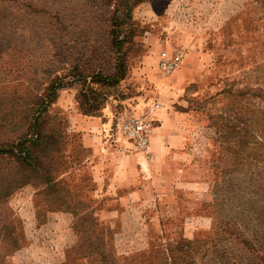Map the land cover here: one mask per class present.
Instances as JSON below:
<instances>
[{"label":"rangeland","instance_id":"374dc122","mask_svg":"<svg viewBox=\"0 0 264 264\" xmlns=\"http://www.w3.org/2000/svg\"><path fill=\"white\" fill-rule=\"evenodd\" d=\"M34 132L45 164L4 158L2 264H264V0H0V146ZM36 193L74 249L33 228Z\"/></svg>","mask_w":264,"mask_h":264},{"label":"trees","instance_id":"16d2710c","mask_svg":"<svg viewBox=\"0 0 264 264\" xmlns=\"http://www.w3.org/2000/svg\"><path fill=\"white\" fill-rule=\"evenodd\" d=\"M46 120L43 121V124L45 123ZM34 135V139L32 137L31 141L27 142V146H25L23 142H20V138H14L12 141H9V143L6 146H0V161L1 164L4 165V168L6 169L2 174H1V178H0V197H2L3 199L0 200V206L3 204H7L8 198L9 196L16 192L17 190H19L20 188H16L15 185H13V180L11 179L10 176V172L8 170L9 166L8 163L4 160V158L6 157H10L9 155H13L14 159L16 160V162L20 163V165H31L32 166H36L38 167L41 164H45V161H41V157L39 155V153L35 152L39 149L40 151V142L43 139V136L46 134L45 132H37V133H33ZM20 142V143H19ZM35 150V151H33ZM17 155H16V154ZM37 153V154H36ZM39 155V157H38ZM36 164V165H35ZM10 169V168H9ZM2 184V185H1ZM37 193L33 195V199H32V205L33 207L37 208V211H40V207H37L38 205L35 203V200H38L37 198ZM69 213V212H68ZM71 214V213H70ZM73 217L75 216V214H73ZM18 220L16 218H13V220H11V222H17ZM4 228V226H3ZM18 229L20 231V228H18L17 224L15 223V226L12 227V231H16L18 232ZM2 230V229H1ZM72 230L73 233L75 234V229L72 226ZM20 235H21V231H20ZM21 242V241H20ZM186 243V244H184ZM180 245H182V247L180 249H182L183 251V247L184 250L190 248L191 244L190 242H182L180 243ZM75 247V246H74ZM73 245H71L69 248H73ZM18 249V247H14V251H16ZM66 249V250H67ZM249 251L251 252L250 254H255L254 258H259L260 260H264V255L261 254L260 250L258 249V247H254V248H248ZM2 256H9V254H3ZM1 264L3 263V261L0 262ZM70 263V260L67 259V264ZM65 264V263H63Z\"/></svg>","mask_w":264,"mask_h":264},{"label":"crops","instance_id":"0c3cea01","mask_svg":"<svg viewBox=\"0 0 264 264\" xmlns=\"http://www.w3.org/2000/svg\"><path fill=\"white\" fill-rule=\"evenodd\" d=\"M72 120L76 123V121H81L83 124L86 123H90L91 118L89 117H83L81 115H77L74 114L72 117ZM76 125V124H75ZM80 125H78L77 130H79ZM77 132V137L79 138V141L81 142L82 145V151H85V157L87 160H90L91 156H93V152L90 149V145L88 144V137L89 134L84 131H75ZM82 156V157H84ZM93 159V157L91 158ZM91 162H93V160H91ZM91 164V163H90ZM106 166L110 167L112 165H108V163L106 164ZM34 195V194H33ZM33 195L30 196V200H31V204H32V199H33ZM17 216V214L15 215V217ZM71 216V214H68V212H61V211H57V212H52L49 210H41L37 211L36 207H33L32 205V218L29 220L32 223L33 228H35L36 231L40 232L41 230H44V228L46 230H48V228H51V230L54 228L56 231H58V239H56V242L58 240V245H57V249H66L68 247H70L73 243L72 241V229H71V224L66 223L67 222V217ZM26 230V228H25ZM67 237V238H66ZM60 240V241H59ZM39 242H41V240H39ZM29 245V244H28ZM27 245V246H28ZM33 247V246H30ZM41 247V245H40ZM26 248V247H25ZM48 264V263H46Z\"/></svg>","mask_w":264,"mask_h":264},{"label":"built area","instance_id":"2783aa9c","mask_svg":"<svg viewBox=\"0 0 264 264\" xmlns=\"http://www.w3.org/2000/svg\"><path fill=\"white\" fill-rule=\"evenodd\" d=\"M183 54L181 52H175L168 54L166 52L161 53L159 62V68L164 73H169L171 70L179 66L182 62ZM124 131L132 138L136 148L141 150H147L149 148V124L140 119H133L128 125L124 127Z\"/></svg>","mask_w":264,"mask_h":264}]
</instances>
